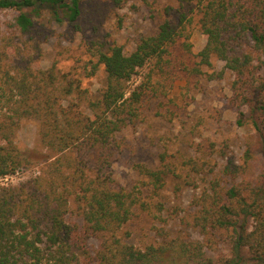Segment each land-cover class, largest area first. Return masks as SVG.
Here are the masks:
<instances>
[{
  "label": "trees",
  "instance_id": "16d2710c",
  "mask_svg": "<svg viewBox=\"0 0 264 264\" xmlns=\"http://www.w3.org/2000/svg\"><path fill=\"white\" fill-rule=\"evenodd\" d=\"M170 1L158 31L126 53L99 36L106 19L133 0H0V12L15 13L0 27V180L32 166L17 143L24 120L37 122L48 154L38 174L0 185V264H264V0ZM52 23L95 35L85 41L87 61L67 72L56 64L34 68L55 34ZM196 29L206 44L194 56ZM213 58L232 75L229 103L238 125L253 132L241 158L199 142L181 167L163 153L158 167L134 166L144 178L138 185L119 186L116 157L134 150L120 134L168 98L177 74L206 76L202 67L210 69ZM102 68L105 87L91 93L83 79ZM215 154L225 159L221 171ZM170 177L180 181L177 194L197 192L182 220L205 241L171 237L160 227L161 240L130 244L127 225L137 210L168 222L161 196Z\"/></svg>",
  "mask_w": 264,
  "mask_h": 264
},
{
  "label": "rangeland",
  "instance_id": "374dc122",
  "mask_svg": "<svg viewBox=\"0 0 264 264\" xmlns=\"http://www.w3.org/2000/svg\"><path fill=\"white\" fill-rule=\"evenodd\" d=\"M170 0H133L130 6L120 10L118 15H110L101 29L99 39L114 42L124 48L126 53L135 49L137 39L142 35L154 34L164 18L163 9ZM131 5H134L132 8ZM15 13L0 12V27L13 21ZM121 20V22H120ZM69 25L52 23L55 34L43 44V58L34 66L36 69H47L56 64L64 72L88 60L85 41L95 39L92 32L86 35L73 34ZM103 37V38H102ZM193 53L197 55L206 44V37L199 30L193 31ZM188 60L199 61V58L188 56ZM78 61V62H77ZM193 63H190L192 65ZM224 63L212 59V67H202L206 73L200 76L177 74L174 89L168 98H162L151 104L147 117L135 127L124 130L120 137L125 138L133 147V152L126 151L117 155L113 165L114 177L121 187L128 189L144 180L133 170L139 163L154 168L160 165V155H168V161L181 167L186 157L195 156L196 143H215L217 149L236 159L241 158L245 149V138L253 133L249 126L238 125V113L229 103L231 98L230 84L232 75L224 70ZM223 73L219 79L210 80L208 75ZM106 74L102 68L99 74L90 79H83V86L91 93H97L105 87ZM17 143L26 150L32 162L31 168L1 179L0 185L17 184L38 174V170L48 158V154L39 143L38 124L35 120H24L18 134ZM218 170H223L225 159L214 155ZM259 165L264 168L260 155ZM180 181L175 177L167 180L162 192L161 201L165 206L164 217L167 223H159L142 211L137 210L132 221L127 225L131 233L130 244L142 246L147 242L161 240L155 228L165 227L171 237L181 234L192 240L205 241L200 233L188 227L182 218L190 212V203L197 193L192 188H183L176 193ZM203 187V183L200 182ZM219 247V246H218ZM222 245L219 252H226ZM207 254L214 258L218 254L207 249Z\"/></svg>",
  "mask_w": 264,
  "mask_h": 264
},
{
  "label": "built area",
  "instance_id": "2783aa9c",
  "mask_svg": "<svg viewBox=\"0 0 264 264\" xmlns=\"http://www.w3.org/2000/svg\"><path fill=\"white\" fill-rule=\"evenodd\" d=\"M8 177H6L5 179L7 180Z\"/></svg>",
  "mask_w": 264,
  "mask_h": 264
}]
</instances>
